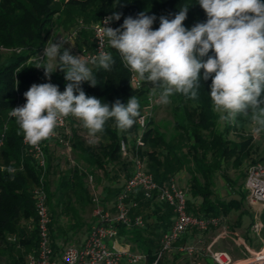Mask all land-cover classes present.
<instances>
[{
    "label": "trees",
    "instance_id": "trees-1",
    "mask_svg": "<svg viewBox=\"0 0 264 264\" xmlns=\"http://www.w3.org/2000/svg\"><path fill=\"white\" fill-rule=\"evenodd\" d=\"M186 5L189 6L188 17L184 21L185 27L191 28L197 22L206 21V14L199 6L198 0H0V49L4 48L9 52L6 58L0 53V137L5 134L2 155H0V158L1 156L3 158V163L0 162L1 243H8V236H16L19 244L28 250L34 251L38 246L37 213L32 191L39 184L41 173L37 160L23 143V135L18 134L19 127L16 119L10 117L9 113L17 101L18 92L24 97V92L33 83L49 82L44 75V69L26 65L44 49L49 39L50 28L63 21L78 27L82 22L85 26L79 29L78 40L82 43L91 42L92 32L87 25L97 23L106 15L122 13L119 21L113 20L118 28L127 16L136 17L138 13L146 11L148 15L157 17L153 24L155 29L159 27L161 15L174 18L179 9ZM109 52L116 60L111 71L97 69L90 65L98 84L92 87L85 82L82 85L84 91L87 95L96 96L109 104L117 99L127 103L129 97L136 96L140 102L141 113L152 91V85L142 81L140 88L134 87L133 75L123 66L118 52L113 48H110ZM51 80L58 84L62 91L65 90L67 82L64 79V73L54 72ZM210 85L211 79L206 82L201 80L198 99H189L182 94L173 95L171 99L174 102V126L179 135L174 134L168 138L159 128L153 126L154 119H152L143 136L144 146L138 151L146 158L148 169L153 172L155 179L162 186L171 185L175 175L184 167L188 168L191 175L190 192L194 198L192 201L187 196L188 210L191 214L221 217L227 221V217L237 211L239 223L241 214L249 212L246 210L245 184L237 189L239 198L230 200L215 198L216 174L219 171L222 172L226 181L235 188L237 178L233 180L228 177L223 170L225 165L233 163L236 168H242V176L246 177L247 164L249 163V167L252 163L263 160L264 154L259 159L253 158V153L259 150L258 143L261 141L254 140L251 134L254 122L251 114L247 117L238 116L236 123L222 122L219 114L212 110ZM69 126L70 134L64 133L63 136L71 143L73 154H77V160L74 158L75 164L73 163L72 169L68 174L61 176L57 185L60 195L55 205L61 210H71L65 200L70 193L79 202L87 204L92 202L85 179L93 170H101L106 178L115 180L120 176L117 171L120 173V169L125 168L124 175L129 178L133 171L132 161L123 155L121 141L126 140L131 147L135 148L139 133L137 122L131 129L120 132L115 127L114 121L109 120L105 130L96 136H90L83 126V130L70 123ZM232 134H236L238 139L232 137ZM48 141H43V144L47 156L46 188L53 218L51 235L55 248L53 227L56 210L53 200L56 193L51 191L50 173L54 171L56 164L46 146ZM81 162H84L86 166H81ZM9 167L15 171L13 173L6 171ZM121 188L105 186L108 193L115 195H118ZM137 199L139 206L133 209V215L144 213L147 207L156 203L164 205L167 209L171 208V214H174L172 207L167 203L156 199H146L142 195H139ZM75 217H78V214ZM147 218L145 216L144 219ZM28 224H32L33 228H29ZM252 224L253 221L246 229L245 234L248 236L253 235ZM78 227L79 225L73 222L70 229L76 232ZM119 229L120 232H131L136 237V242L143 238L145 231L144 227H126L125 225H120ZM194 231L186 232V237H191ZM145 246H147V240L143 239L140 249L146 252L148 264H151L158 257L160 242L155 253L151 247L145 250ZM164 257L165 255L158 264H162ZM10 263L26 264L22 254H12Z\"/></svg>",
    "mask_w": 264,
    "mask_h": 264
},
{
    "label": "clouds",
    "instance_id": "clouds-1",
    "mask_svg": "<svg viewBox=\"0 0 264 264\" xmlns=\"http://www.w3.org/2000/svg\"><path fill=\"white\" fill-rule=\"evenodd\" d=\"M198 4L207 19L191 28L184 25L189 5L174 18L161 15L155 29L157 17L146 11L127 16L118 28L106 26L121 19L122 13L115 12L102 21L99 48L107 44L115 49L133 79L138 76L152 85V94L158 90L163 104L171 103L175 94L198 99L201 80L211 79L212 110L222 122L236 123L238 116L251 114L264 129V0H198ZM57 37L46 43L34 67L43 68L49 81L59 69L66 87L61 91L51 82L33 83L23 94L26 102L11 109L9 115L16 119L24 142L38 147L69 116L80 121L90 136L102 133L109 120L120 132L131 129L140 116L136 96L127 103L117 99L109 104L87 95L82 87L85 82L92 87L98 84L89 65L111 71L116 63L113 55L106 51L90 59L74 55L64 45L75 43Z\"/></svg>",
    "mask_w": 264,
    "mask_h": 264
},
{
    "label": "built area",
    "instance_id": "built-area-1",
    "mask_svg": "<svg viewBox=\"0 0 264 264\" xmlns=\"http://www.w3.org/2000/svg\"><path fill=\"white\" fill-rule=\"evenodd\" d=\"M109 16L102 17L92 27V49L83 48L76 50V55H84L90 59L92 56H98L100 51L109 52L111 47L107 44L102 49L99 48V39L97 38L99 29L103 27L102 21ZM82 26L84 27L85 25L81 22V26L79 25L78 28L73 29L70 38H77L78 31ZM106 26L117 28L113 21ZM16 79H18L17 76ZM49 82L56 84L53 80ZM132 83L136 88L142 86V81L138 76L135 79L132 77ZM59 89L61 90L60 86ZM25 102V98L18 92L17 101L13 108L22 106ZM156 106V94L153 95L152 91H150L140 116L137 118L139 133L136 138L135 148L131 147L126 140L121 141V150L123 155L132 161L133 171L116 196L114 210L106 208L101 198L95 193L92 198L94 221L87 238L80 245L65 247L59 254L55 251L51 235L53 218L46 188L47 156L45 146L41 142L38 147H33L26 144L23 139L28 152L37 160L41 173L40 182L32 191L37 213L38 246L36 250L28 255L27 264H148L146 253L134 252L129 246L119 248L117 245L120 225H125L126 227H144L145 225V219L142 215H133L132 213L133 209L139 206L137 199L139 195L146 199H156L167 203L174 212L172 224L161 236V248L158 257L151 264H158L165 253L170 251L186 232L193 230L207 231L213 227L219 228L223 231V234L233 237L237 245L243 248L245 256L236 259L229 251L212 250L210 245L211 264H264V222L262 220V214L264 213V163L260 161L252 163L247 169L245 182L247 190L246 201L253 208L254 214L251 230L262 241V245L255 248L247 242L240 232L232 230L223 218L191 214L188 210L187 194L177 187L174 179L169 186H162L157 182L153 172L147 167L146 158L138 151L140 147L144 146L143 136L154 117ZM69 123V117L63 119L50 139L58 141L64 146L69 151L70 160L74 162L71 157V143L69 140L64 139L63 136L64 133L70 134ZM251 134L256 141L264 140V129H260L255 122L252 123ZM4 138L5 134H2L0 137V149L4 146ZM87 180L90 185L94 184L95 179L92 174H89ZM28 227L33 228V225L28 224ZM8 239L13 242L18 241L16 236H9ZM180 250L191 258V264H202L198 258L199 249L192 245H185ZM2 264L11 263L4 262Z\"/></svg>",
    "mask_w": 264,
    "mask_h": 264
},
{
    "label": "rangeland",
    "instance_id": "rangeland-1",
    "mask_svg": "<svg viewBox=\"0 0 264 264\" xmlns=\"http://www.w3.org/2000/svg\"><path fill=\"white\" fill-rule=\"evenodd\" d=\"M66 21H63V23H59L55 25L54 27L50 28V34L48 42L54 41L57 37V40L59 39V36H62L63 38H69L74 43L75 46L72 47L71 42L65 43L64 47L68 48L71 47L72 54L76 55V50H80L83 48L86 49H92L91 43L93 42V29L92 27L96 24H88L87 27L92 32L91 41L92 42H79L78 37L76 38H70V34L73 29L78 28V25H69L70 23H65ZM51 39V40H50ZM81 43V44H80ZM92 46V47H91ZM43 51V50H42ZM42 51L40 52L42 54ZM63 51V49H62ZM0 53L4 56V58L9 56L8 50H5L4 48L0 49ZM39 61V55L34 59L30 60L26 66L28 67H34L35 64ZM90 67V65H89ZM35 68V67H34ZM41 70L43 68H40ZM58 73H63L59 69H57ZM157 97V106L154 113V123L153 126H156L160 129V131L165 134L168 138H171L172 136L179 135V132L175 130L174 126V114H173V106L174 102L171 99V103L169 104H163L159 101V91L156 93ZM69 122L70 125L77 127L80 130L82 129V123L78 121L77 119L69 116ZM232 137L237 138L236 134H232ZM261 140V139H260ZM178 141V140H177ZM260 142V141H259ZM180 143V141H178ZM259 144V150L256 153H253V158L259 159L264 154V140L262 139ZM65 151L63 154L62 151ZM0 155H2V148L0 149ZM72 159L77 160L76 154H72ZM0 162L3 163V158L1 156ZM55 164L54 171L50 175V181H51V191L56 193V196L53 200V206H55L56 213L55 215V223L53 227L54 232V241L57 242V244H62L63 247H70L73 245H80L79 242L84 238L85 234L89 231L91 222L94 219L93 216V202L84 203L79 202L75 200V197L72 195V193L69 194L68 198H66V203L69 204L68 206L71 207V210L63 209L61 210L59 207H57L56 200L59 197L60 193L59 190H57V185L59 184L61 176L64 174H68L70 170L72 169V164L75 162H70L68 153L66 152V148L64 146H61L60 150L57 151L55 154ZM260 162L264 163V159L260 160ZM249 164V163H248ZM245 168V165L243 166V169L247 170L248 168ZM82 166V164H80ZM84 166V165H83ZM86 166V165H85ZM129 166V165H128ZM131 166V164H130ZM242 169V168H241ZM241 169L236 168L233 163H229L225 165V168L223 169L224 172L228 175L231 179L237 178V183L235 188L232 187V185L226 181L225 176H223L222 172H217L215 177V187H214V197L219 199H225L230 200L232 198H239L240 195L237 192V189L241 186H244L246 177L242 176ZM125 168L120 169V176L116 178L115 176V182L116 187H122L124 182L128 179V176L124 175ZM92 172V173H91ZM90 174L94 176V184L90 185L88 183V180L85 179V183L87 185V188L89 190L90 198L92 199L95 193L101 198L103 204L106 206V208L113 210L112 204L114 203L116 196L114 193H108L105 191V194L102 190L101 185V175L103 174L100 172V170H93ZM184 174L183 178H178L177 174ZM179 173L175 175V182L178 188L182 189L186 192L188 198H190L192 201L194 198L191 196L190 192V172L187 167H184ZM177 176V178H176ZM117 179H119L117 181ZM246 210L249 211L247 213L241 214L240 216V222L238 223L237 218L239 212H232L227 217V224L230 226L231 229H237L243 231V237L247 240L248 243H250L252 246L260 247L262 245V241L257 236L253 235H246V229L249 227L250 223L254 220V214H253V208L247 205L246 203ZM78 214V217H75ZM146 220V219H145ZM262 220L264 222V213L262 214ZM76 223L79 225V227L76 229V232L72 231L70 229V226L72 223ZM147 223V221H146ZM219 239L214 242L215 238L219 236ZM9 237V236H8ZM264 237V233H263ZM8 243H1L0 242V264L4 262L10 263V257L12 254L20 255L22 254L24 256V261L27 264V257L28 255L33 252V250H28V248L22 247L21 244H19V241L13 242L10 241L7 238ZM14 243V244H13ZM185 245H192L195 248L199 249L198 258L202 262V264H211L212 258L209 251V246L211 245L212 250H227L229 251L234 258L240 259L245 256L244 250L241 246L237 245V243L229 236L223 234V231L219 228H211L208 231H198L195 230L194 234L190 237H186L184 234L182 238L174 244L173 248L165 253V257L162 260V264H191V258L187 255H185L183 252H181L180 248ZM156 249V248H155ZM134 252H143L142 250L138 249H132Z\"/></svg>",
    "mask_w": 264,
    "mask_h": 264
},
{
    "label": "crops",
    "instance_id": "crops-1",
    "mask_svg": "<svg viewBox=\"0 0 264 264\" xmlns=\"http://www.w3.org/2000/svg\"><path fill=\"white\" fill-rule=\"evenodd\" d=\"M91 45L93 46V42L91 43ZM46 146L49 149V152L55 158V154L57 153V151L60 150L62 145H60L59 143L55 142L52 139H49V141L46 143ZM64 152L65 151L63 150L61 153L63 154ZM66 152L69 154V151L67 149H66ZM71 152L73 154V151H71ZM69 160H70V158H69ZM70 162H72V161L70 160ZM74 164H75V162H74ZM74 164H72V166ZM80 164H82V166L86 165L84 162H81ZM100 172H102V171L100 170ZM51 174L52 173H50V175ZM177 176L180 179V178L184 177V174L181 175L179 173V174H177ZM177 176H176V178H177ZM101 178H102L101 179V185L103 186L102 190H103L104 194H105V191H107V189H105V186L111 185L112 188L117 186L116 182H115V180L113 178L112 179H108L103 174L101 175ZM174 181H175V178H174ZM104 204H106V203H104ZM112 208L114 210V203L112 204ZM171 211H172L171 208L167 209V207H164V205H162L160 203H156L155 205L151 204V206L149 208L147 207L146 210H144V213H140V215H142L144 218H145V216L148 217L145 220V225H144V228H145L144 230L145 231H144L143 238L141 237V240L136 242V239H135L136 237H134V235L131 232H126V233L125 232H120V234H119V236L117 238L118 247L119 248H124L126 246H129L132 249L136 248L138 250H141L140 249V245H141V243L143 242V239H144V240H147V246H145V248H146L145 250H148V248L151 247L152 251L155 253L156 250H157L158 244L160 242L161 236L170 227V225L172 224V222L174 220V214L172 215ZM148 214L150 216H148ZM151 214H154V215L151 216ZM170 214L172 215L171 217H170ZM93 221H94V219L91 222V226L93 224ZM146 221H147V223H146ZM89 231H90V229H89ZM89 231L85 234L84 238H82V240L79 242V244H82L85 241V239L87 238V236L89 234ZM237 231L240 232L243 235V231H241V230L240 231L237 230ZM231 238L233 239V237H231ZM214 240H216V238ZM214 242H216V241H214ZM54 243L56 244L55 251L59 254L64 249V247H63L62 244H57L56 241H54ZM253 247H255V246H253Z\"/></svg>",
    "mask_w": 264,
    "mask_h": 264
}]
</instances>
